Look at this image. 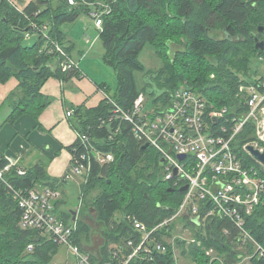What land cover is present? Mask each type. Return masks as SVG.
<instances>
[{"label": "trees", "instance_id": "obj_1", "mask_svg": "<svg viewBox=\"0 0 264 264\" xmlns=\"http://www.w3.org/2000/svg\"><path fill=\"white\" fill-rule=\"evenodd\" d=\"M10 1L0 0V84L14 78L19 86L7 101L12 110L1 129L9 125L17 133L18 122L27 117L35 122V128H43L38 118L51 100L41 91L49 79L66 82L83 77L77 62L78 68H64L68 57L74 59V44L65 25L109 6L110 12L102 16V29L95 22L94 26L100 33L102 60L116 72L117 88L111 94L107 85L98 84L99 90L107 94L98 107L72 109L71 118L78 119V125L73 124L78 138L69 148L72 165L82 160L87 151L79 136L86 134L101 154L114 155L111 164L100 165L92 159L79 197L85 205L94 207L98 223L106 229L104 243L100 248L93 245L90 225L78 216L74 222L71 209L56 215L55 211L65 204L61 197L55 201L53 213L65 225L76 228L72 243L89 254L94 264H120L115 252L127 260L132 253L128 241L134 240L137 245L141 240L133 221L154 229L176 213L185 192L165 179L161 151L151 146L144 149L134 125L118 119L116 114L120 109L129 112L141 94L150 99L151 112H161L172 93L186 89L205 99L208 110L227 109L223 119L206 121L218 134L230 135L234 119L242 118L249 110L246 88L254 86L264 92V71L260 70L264 51L256 48L255 41L256 37L264 40V32L259 33V27H264V0H77L73 6L67 0H32L22 8L18 1V5ZM43 27H47V37ZM33 37L35 42L28 43ZM52 43L59 44L68 57L58 52L49 54ZM171 44L180 47L172 55ZM148 46L162 60L161 67L154 71H148L140 58ZM137 72H145L142 87L138 86ZM7 106L0 108V114ZM223 127L227 132L222 131ZM254 130L255 123L250 121L238 134L235 145L253 142ZM48 162L40 160L31 168L17 163L4 173L5 182L0 179V264H52L63 247L39 230L22 228L23 211L14 197L15 190L51 188L61 192L67 182H61L63 177L48 175ZM9 164L0 151V170ZM18 169L26 174L20 175ZM96 188L101 192L90 197ZM178 224L201 242L186 249V242L177 239L178 252L188 255L185 264H264V198L245 221V229L260 249L249 240L241 244L237 229L227 218L215 217L198 227L185 216L154 233L153 237L167 246L166 251L157 250L156 242L151 241V252L139 253L129 264H176L175 248L167 239L176 236ZM31 245L33 250L29 251ZM210 249L216 253L214 260L206 254Z\"/></svg>", "mask_w": 264, "mask_h": 264}, {"label": "built area", "instance_id": "obj_2", "mask_svg": "<svg viewBox=\"0 0 264 264\" xmlns=\"http://www.w3.org/2000/svg\"><path fill=\"white\" fill-rule=\"evenodd\" d=\"M67 1L72 6L77 3V0ZM10 2L18 5L15 0ZM18 6L22 8L20 5ZM104 7L105 11L94 10L90 14L98 29H102V16L110 12L109 6L105 5ZM46 31L47 27H43L42 33L45 37H47ZM52 44L53 46L48 51L49 54L58 52L67 55L59 44ZM64 68L70 70L78 68V65L74 59L68 57ZM262 85L264 88V80ZM246 90L249 93V101L247 102L249 110L242 118L234 119L236 124L228 136L220 135L212 130L206 121V119L211 118L223 119L227 114V109L217 111L212 108V110H208L207 101L198 97L191 90L179 89L172 93L168 105L158 113L151 112V110L146 112L143 94L139 96L129 112L122 109L118 111L116 117L130 121L134 125V133L144 141V144L161 151V158L165 160L163 165L165 179L173 181L174 187L180 185L182 188L188 185V190L185 191L184 199L176 213L158 224L154 229L149 230L144 223L137 220L133 221L135 230L141 234V240L137 245L134 240L128 241L132 253L127 260H123L119 252H115L114 257L121 261L120 264H129L141 252L149 254L151 248L148 245L151 241L156 242L157 250L166 251L167 246L161 241L158 242L153 237L154 233L169 227L185 216L190 219L200 218L201 224L198 227L213 221L215 217L227 218L237 229L241 244H246L249 240L257 248L259 247L249 231L245 229V221L246 217L254 212L264 198V166L256 160L253 163L244 154L246 145L242 147L235 145V141L244 126L256 119L257 111L264 105V92H260L254 86L248 87ZM100 91L104 98L107 97L104 91ZM73 114L74 110H69L67 117H71ZM258 128L261 142H263L264 121H262V125L259 123ZM222 131L227 132L225 127L222 128ZM79 139L87 152L83 154L82 160L75 161L73 165L71 163L61 182H68L72 172L77 176H88L92 159L100 165L114 162V155L101 154L86 134L80 135ZM253 144L261 152L264 151V147ZM180 155H184L185 159L180 160ZM8 160L10 164L0 170V179L4 182V173L10 171L17 164L12 158H8ZM18 173L25 175L26 171L18 169ZM14 197L18 200L23 211L22 228L39 230L51 237L54 242L65 246L75 255L77 264H94L89 254L84 253L72 243L71 237L76 228L65 225L53 213L54 203L61 197L59 190L51 188L27 192L15 190ZM181 229L185 232L189 230L184 225ZM225 231L227 234L228 230ZM177 239L186 243L190 239L183 235L175 236L170 240L167 239V243L175 248V260L176 264H179V259L176 256L178 254ZM190 244L200 246L201 242L193 239ZM28 250L32 251L33 246H29ZM214 252L213 249H210L206 254L214 260L216 256H213ZM107 264L114 263L109 262Z\"/></svg>", "mask_w": 264, "mask_h": 264}, {"label": "crops", "instance_id": "obj_3", "mask_svg": "<svg viewBox=\"0 0 264 264\" xmlns=\"http://www.w3.org/2000/svg\"><path fill=\"white\" fill-rule=\"evenodd\" d=\"M16 1L21 7H25L32 0ZM85 38L86 36L82 39L83 42L89 43ZM76 57L80 62L78 65L83 73L82 78L72 77L66 82L51 78L42 88V94L51 100L38 118L43 128H35V122L27 117L18 122L20 133L9 125L0 131V151L4 155L23 168H31L40 160H49L47 172L54 179H60L68 171L72 161L69 148L78 138L73 128V124L78 125V119L67 117V111L79 107L94 109L104 98L98 88V84L103 83L96 75L101 64L93 60L96 58L93 54L85 55L83 50ZM18 86L19 81L14 78L7 84H0V108L8 104L0 114V124L11 113V104L7 101L18 92Z\"/></svg>", "mask_w": 264, "mask_h": 264}, {"label": "rangeland", "instance_id": "obj_4", "mask_svg": "<svg viewBox=\"0 0 264 264\" xmlns=\"http://www.w3.org/2000/svg\"><path fill=\"white\" fill-rule=\"evenodd\" d=\"M97 30L98 29L94 26V20L91 19L89 15L88 16L82 15L76 23L65 25V31L69 34V39L74 44L72 49V55L74 57V60L78 64H80L79 59L76 57V54H78L80 50L85 51V55L93 54V56L96 57L93 58V60H96L98 61V63L101 64V69L97 70L98 73H96V75L98 76L99 80L102 83H104L109 87L111 94H114L117 88V75L116 72L111 67L105 65V63L102 60L103 49L100 41V33ZM84 36H86L89 43L83 42L82 39L84 38ZM35 39L36 37H33L28 41V43L35 42ZM179 48H180L179 46L175 44H171V55L174 54V52L177 51ZM140 58L148 71L157 70L162 65V60L159 58V56L154 52V50L150 46L145 48ZM259 61H261V59ZM92 68L94 69V66H92ZM260 70L261 72L264 71V65L263 66L261 65ZM135 76L138 86L142 87L144 84L145 72L144 73L137 72ZM144 99H145V105H146V101L148 104L145 107L146 112H149L150 108L152 107L150 103V99L149 100L146 99L145 95H144ZM262 121H264V105H262L261 108L257 111L256 119H253V122L255 123V130H254L255 140L251 143L245 144L247 151H248L247 146L253 143H255L256 145L258 144L260 147H264V143H263L264 141L261 142L262 139L258 133L259 123H261L262 125ZM1 126L2 125L0 124V131H1ZM245 151H244L245 156H247L249 159H251L253 163H255V159L252 158L253 156L252 155H251L252 157L250 156L251 153L248 151L250 153L249 154L248 152ZM84 181H85L84 176H77L73 174V172L71 173V177L68 179V182L61 189V193H62L61 200L64 201L65 204L62 206V209L60 208L56 210L55 213L57 216H60L62 214L60 210L62 211H66V210L68 211L69 209L74 210V207L78 206V212H80L79 215L77 213L78 218L85 220L86 223L90 225L92 243L94 246L100 248L102 243H104V235H105L104 231H106V229L104 228L103 225L98 223L93 209L94 207L90 205L87 206L83 201L79 200L81 188ZM94 190H92V192L90 193V197L93 195L92 198L101 192V189L99 188H96ZM88 204H90V202H88ZM177 227L178 228L176 229V236L183 235L184 237L190 239L189 241H187V244L184 243L185 248L188 249V247L191 246L190 243H192V240L194 238L192 237V234L189 230L185 232L184 230L181 229L182 225L178 224ZM215 255L216 253L214 252L213 256ZM176 256L179 259V264H185L188 262V258H187L188 255L185 256L187 259L181 255V252L180 253L178 252ZM52 262H53L52 264H60V263L77 264L75 255L64 246L60 249L59 254L54 257ZM246 263L247 262L244 261V263L242 264H246Z\"/></svg>", "mask_w": 264, "mask_h": 264}, {"label": "water", "instance_id": "obj_5", "mask_svg": "<svg viewBox=\"0 0 264 264\" xmlns=\"http://www.w3.org/2000/svg\"><path fill=\"white\" fill-rule=\"evenodd\" d=\"M27 31V30H26ZM25 31V32H26ZM264 32V27L263 26H260L259 27V33H263ZM255 41H256V48L260 51H264V40H260V38L256 37L255 38ZM144 149H147L149 148V145L148 144H145ZM247 149L248 151L251 153V155L253 156V158L260 162L263 166H264V151L261 152L259 150V148H257L254 144H249L247 146ZM179 159L180 160H184L185 159V156L184 155H180L179 156ZM161 163L162 165L165 163V160L162 159L161 160ZM186 190H188V185L182 187L180 189L181 192H185ZM77 213H78V206H75L74 207V210H71V214L73 215V221L75 222L77 220ZM192 222L197 225V226H200L201 222H200V218H192Z\"/></svg>", "mask_w": 264, "mask_h": 264}, {"label": "bare ground", "instance_id": "obj_6", "mask_svg": "<svg viewBox=\"0 0 264 264\" xmlns=\"http://www.w3.org/2000/svg\"><path fill=\"white\" fill-rule=\"evenodd\" d=\"M150 88V87H149ZM14 170V169H13ZM8 176V175H7ZM198 228V227H197Z\"/></svg>", "mask_w": 264, "mask_h": 264}]
</instances>
